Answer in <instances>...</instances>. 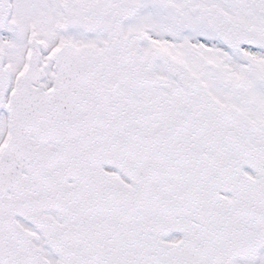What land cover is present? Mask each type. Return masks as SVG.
I'll return each mask as SVG.
<instances>
[{"label": "snow or ice", "instance_id": "obj_1", "mask_svg": "<svg viewBox=\"0 0 264 264\" xmlns=\"http://www.w3.org/2000/svg\"><path fill=\"white\" fill-rule=\"evenodd\" d=\"M0 264H264V0H0Z\"/></svg>", "mask_w": 264, "mask_h": 264}]
</instances>
